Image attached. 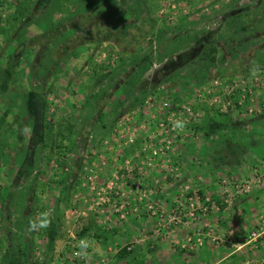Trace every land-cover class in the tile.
<instances>
[{
    "label": "rangeland",
    "instance_id": "1",
    "mask_svg": "<svg viewBox=\"0 0 264 264\" xmlns=\"http://www.w3.org/2000/svg\"><path fill=\"white\" fill-rule=\"evenodd\" d=\"M162 105L177 110L172 130ZM261 116L264 0H0V264H107L140 253L144 264H171L172 250L264 264V238L244 241L260 217L248 233L203 224L264 180ZM160 138L167 150L147 166L143 151ZM211 163L221 203L201 184ZM236 166L250 176L238 179ZM140 176L164 199L155 213L129 193ZM189 195L205 213L173 223ZM114 200L139 211L119 220ZM80 237L89 239L83 260L72 253Z\"/></svg>",
    "mask_w": 264,
    "mask_h": 264
},
{
    "label": "crops",
    "instance_id": "2",
    "mask_svg": "<svg viewBox=\"0 0 264 264\" xmlns=\"http://www.w3.org/2000/svg\"><path fill=\"white\" fill-rule=\"evenodd\" d=\"M262 119L264 120V117L261 116ZM258 119V118H257ZM261 120V119H260ZM232 125H234L236 123V120L231 121ZM227 125H230V123L228 122ZM233 127V126H232ZM235 128V127H233ZM240 148V146H238ZM232 155V154H230ZM238 154L235 153L233 155V158L236 160ZM230 166V165H229ZM226 166L224 169H230L232 170L233 167L232 166ZM216 166L215 164L211 163L208 164L206 167H204V178L201 184H203L204 189H209L208 191L212 192V198L215 201H218L219 203H221L222 200V196L219 194V186L218 184H215L213 182V178L216 177V170H215ZM236 168L239 169H235L233 171H235L236 173V177L238 179H247V177L250 176V174L248 172H245L244 174V170H243V166H236ZM211 169V170H210ZM191 172H198L200 169L196 168V167H191L190 168ZM223 168H219V174L223 173ZM246 175V176H245ZM170 199V198H169ZM220 210L216 211V209H214L212 211V213L207 216L205 219L209 222V223H203L206 224V229H210L211 231H217L220 234L226 233L229 230H234L236 231H241V232H246L248 233L252 228L253 225L255 223H257L259 217L264 214V180L262 181L261 184H259L257 187L254 188L253 192H250L248 194H240L238 196H236L234 203L232 205L229 204H222L220 206ZM113 217V216H112ZM154 218H150L148 217V222L147 223H152L154 220ZM204 220V217L202 218V222ZM127 221H125L126 223ZM201 222V223H202ZM119 223H123V222H119ZM118 223V224H119ZM117 224V226H118ZM209 224V226L207 225ZM115 227H110L109 229H107L108 232H113L115 229H118ZM120 226H123L120 225ZM119 227V226H118ZM124 229V228H123ZM130 229V228H128ZM120 231V230H119ZM185 232V228L180 227L176 230V234L182 235V233ZM145 245V243H144ZM166 244H163L164 249H166V247L164 246ZM100 245H98L97 247V251L94 253L95 254H99V256H102L103 250H99ZM142 248H145V246H141ZM211 247V251L214 249L213 245L210 246ZM147 249V248H146ZM173 249V248H172ZM145 252V249H144ZM161 254V253H160ZM137 256L134 258H128L127 255L124 258H120L122 259L121 261L117 260L116 258H112L110 260L109 263L107 264H121L122 261H128V264H144L146 263L147 260H145V258L142 256L143 254H136ZM153 257H163L162 255L158 256L157 252H153L151 254ZM149 257H152V256ZM204 258V259H203ZM202 259L201 258H195L193 257V255H190V258H186L183 256H179L177 257V255H175L174 251H169V259H167L171 264H173L172 262H174V264H216V260L215 261H211L210 259H208V257L204 256ZM150 259V258H149ZM163 260V259H162ZM161 261V260H160Z\"/></svg>",
    "mask_w": 264,
    "mask_h": 264
},
{
    "label": "built area",
    "instance_id": "3",
    "mask_svg": "<svg viewBox=\"0 0 264 264\" xmlns=\"http://www.w3.org/2000/svg\"><path fill=\"white\" fill-rule=\"evenodd\" d=\"M161 111L163 112H167L168 115H167V123L168 125L167 126H170L172 124V121H175V120H172L171 118L175 116V114L177 113V110L174 108L173 110H169L168 108H164L163 105L161 106ZM173 126L174 124H172L171 126V130L173 129ZM127 142L126 144H132L135 140V137L133 136H129L128 138L125 139ZM146 140H144V143H145ZM151 141V140H150ZM157 141V144L154 143V146L152 147L153 143H151V145H149L148 148H146L148 151H143V154L144 156L147 158V166L151 165L152 164V161L154 159L157 158V156L161 155V152H166L167 150V146H165L164 148L160 146V144L162 145L164 141H166V139H157L155 140ZM169 141H167L168 143ZM159 145V146H158ZM158 146V147H156ZM149 152V155L146 156V154H148ZM154 158V159H153ZM172 169L169 168V172L171 171ZM89 179H91V176L88 177ZM145 182L142 180V176H140V178H137L135 179L133 182H131V186H130V192L129 193H133L132 195L133 196H136V200L139 202L138 205H141V204H144L145 205V209L147 211H150L151 213H155L154 210H152V208L155 207V204L158 205L160 208L163 207V200L164 199H161V198H157L155 199L154 197L152 198L151 195L153 193V190L149 189V188H144ZM221 183H223V185H227L226 183V180L223 179L221 180ZM226 187V186H225ZM247 188H245L246 190ZM155 193V192H154ZM123 195H124V198L126 200V198L128 197V195H125L124 192H123ZM152 199H151V198ZM197 196L194 195V198L193 196H188V200L186 199V202H184L185 204L188 202V206L185 205L183 206V203H179L178 205L176 204L173 211H172V219L173 221H176V222H173V223H177L181 220V217L182 215L186 217V219H189V221H192V220H195V219H198L201 217V213L200 212H203V214L205 213L204 211H206V208H201L199 206H195V203H197L198 201L194 199H196ZM128 199V198H127ZM150 199V201H148ZM153 200H157L156 202L153 203ZM126 202H130L129 201H126ZM126 202H116L114 200L113 202V211L111 210V214L114 215V213L117 215L118 219L119 220H122V219H126L129 211L131 213L133 212H138L139 210L137 209L138 206L135 204L133 206V208L131 207L130 209L127 208L125 210H121V208L124 207V204H126ZM119 204V205H118ZM114 212V213H113ZM171 215V213H170ZM261 220L259 221V223L257 224V226L251 230L249 232V234L244 238V241L245 243H250V242H257L259 240H261L262 238H264V214H262L260 216ZM76 242H73L72 244V253H73V258L74 259H80V260H83V254L84 252H82V250L87 246V244L89 243V239L86 237H80V238H76ZM201 244V242H200ZM117 247V246H116ZM115 247V248H116ZM124 247L127 249V250H130L132 249V244L130 245H124ZM108 251H111L112 249L110 247H108ZM120 249L122 248H116V252H118ZM76 257V258H75ZM101 263H105L107 261V258H101L100 259Z\"/></svg>",
    "mask_w": 264,
    "mask_h": 264
},
{
    "label": "clouds",
    "instance_id": "4",
    "mask_svg": "<svg viewBox=\"0 0 264 264\" xmlns=\"http://www.w3.org/2000/svg\"><path fill=\"white\" fill-rule=\"evenodd\" d=\"M41 226H42V227H47V221H45L44 223H42ZM30 227H35V224H34V223H31V224H30Z\"/></svg>",
    "mask_w": 264,
    "mask_h": 264
},
{
    "label": "trees",
    "instance_id": "5",
    "mask_svg": "<svg viewBox=\"0 0 264 264\" xmlns=\"http://www.w3.org/2000/svg\"><path fill=\"white\" fill-rule=\"evenodd\" d=\"M11 56H12V54H11ZM39 125V124H38ZM40 127V126H39ZM143 180V179H142ZM144 181V180H143ZM145 182V181H144ZM87 230V228H84L82 231H81V235H83L84 234V231H86ZM123 254L124 253H126L125 251L124 252H122Z\"/></svg>",
    "mask_w": 264,
    "mask_h": 264
}]
</instances>
